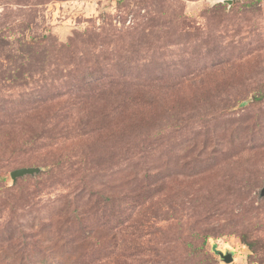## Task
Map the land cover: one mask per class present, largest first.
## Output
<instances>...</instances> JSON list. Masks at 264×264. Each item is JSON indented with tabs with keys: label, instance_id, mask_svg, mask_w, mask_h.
<instances>
[{
	"label": "rangeland",
	"instance_id": "rangeland-1",
	"mask_svg": "<svg viewBox=\"0 0 264 264\" xmlns=\"http://www.w3.org/2000/svg\"><path fill=\"white\" fill-rule=\"evenodd\" d=\"M263 96L264 0H0V264H264Z\"/></svg>",
	"mask_w": 264,
	"mask_h": 264
},
{
	"label": "trees",
	"instance_id": "trees-1",
	"mask_svg": "<svg viewBox=\"0 0 264 264\" xmlns=\"http://www.w3.org/2000/svg\"><path fill=\"white\" fill-rule=\"evenodd\" d=\"M263 97H261L259 99H262ZM133 104L135 105V103H133ZM160 104L163 107L162 111L160 110V114L164 113L163 115H161V120H164L169 113H172V116H171L170 120L174 119V113H177V112L180 111L179 108H178L179 104H177L176 106H172L171 107L169 105L168 100L165 99L163 96L161 97ZM132 108H133V106L130 104V109H132ZM137 111H138V115H140L141 119H139L138 115H134L135 118L130 121L131 124H132V128L134 130L138 129V128L141 130L142 128H141L140 124H142L144 121H145L144 122L145 126L143 128H145L147 131H149L151 128H153L155 126V123H157L155 128L153 129L152 133L142 132L141 136H140L141 138H143L145 141L148 140V142L151 143V140L152 141H156V140L159 139V137H164L166 135L165 133L167 131V128L158 126V123H162V121L157 118V115H155L156 114L155 111H148V113H149L148 115H147V110H143L142 111L141 109H138ZM181 120H183V119L182 118L178 119V122H181ZM140 121H143V122L142 123H136L135 125H133L134 122H140ZM132 128H131L130 132L132 131ZM131 133L133 135H135L136 131L131 132ZM138 135H139V133H138ZM100 136L101 135H99L98 138H100Z\"/></svg>",
	"mask_w": 264,
	"mask_h": 264
},
{
	"label": "water",
	"instance_id": "water-1",
	"mask_svg": "<svg viewBox=\"0 0 264 264\" xmlns=\"http://www.w3.org/2000/svg\"><path fill=\"white\" fill-rule=\"evenodd\" d=\"M250 100L252 101V99ZM245 103H248V102H245ZM41 171H42L41 167H22V168L13 170L11 172V178L13 182L15 183L18 178H22L25 176H35L36 174H39ZM217 253L220 254L222 260L226 264H231L234 261L233 252H231L230 250H227L225 253L221 251H218Z\"/></svg>",
	"mask_w": 264,
	"mask_h": 264
}]
</instances>
